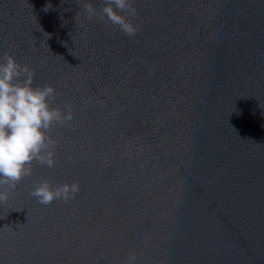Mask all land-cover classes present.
<instances>
[{
    "label": "water",
    "instance_id": "1",
    "mask_svg": "<svg viewBox=\"0 0 264 264\" xmlns=\"http://www.w3.org/2000/svg\"><path fill=\"white\" fill-rule=\"evenodd\" d=\"M85 3L0 0V62L74 116L0 203V264H264V0H134L132 37Z\"/></svg>",
    "mask_w": 264,
    "mask_h": 264
},
{
    "label": "clouds",
    "instance_id": "2",
    "mask_svg": "<svg viewBox=\"0 0 264 264\" xmlns=\"http://www.w3.org/2000/svg\"><path fill=\"white\" fill-rule=\"evenodd\" d=\"M133 2L104 0L100 9L85 3L84 11L89 19H106L132 37L138 31L129 19L137 15ZM34 75L27 65L18 64L12 55L4 54L3 62H0V203L7 202L10 191L33 174L34 163L55 167L57 141L50 132L55 124L74 119L70 105L65 106L66 111L52 107L58 95L52 86L33 87ZM79 191V183L54 187L43 180L34 185L30 195L41 205L48 206L55 200L67 203ZM136 261V253L130 251L124 264H136Z\"/></svg>",
    "mask_w": 264,
    "mask_h": 264
}]
</instances>
